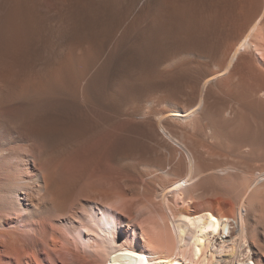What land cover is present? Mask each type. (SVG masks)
I'll use <instances>...</instances> for the list:
<instances>
[{
  "label": "bare ground",
  "instance_id": "obj_1",
  "mask_svg": "<svg viewBox=\"0 0 264 264\" xmlns=\"http://www.w3.org/2000/svg\"><path fill=\"white\" fill-rule=\"evenodd\" d=\"M226 243L264 264V0H0V264Z\"/></svg>",
  "mask_w": 264,
  "mask_h": 264
},
{
  "label": "rangeland",
  "instance_id": "obj_2",
  "mask_svg": "<svg viewBox=\"0 0 264 264\" xmlns=\"http://www.w3.org/2000/svg\"><path fill=\"white\" fill-rule=\"evenodd\" d=\"M230 234H229V231H222V237H224V239H225V237H228ZM224 240H222V238H221V236L220 237H217L216 238V240H214V242H213V244H214V246H216V248H218L219 247V245L223 242ZM228 245H231V243H226V245H225V249L220 253V254H218L219 255V259H218V261H215L216 262V264H238L239 263V261H236V259H231V258H229L228 257V250H227V246ZM214 252H217L216 251V249L215 250H213ZM222 257H221V256ZM240 264V263H239Z\"/></svg>",
  "mask_w": 264,
  "mask_h": 264
}]
</instances>
